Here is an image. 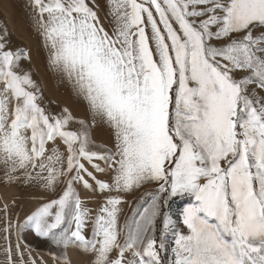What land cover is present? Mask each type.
Segmentation results:
<instances>
[{
    "label": "snow or ice",
    "instance_id": "1",
    "mask_svg": "<svg viewBox=\"0 0 264 264\" xmlns=\"http://www.w3.org/2000/svg\"><path fill=\"white\" fill-rule=\"evenodd\" d=\"M26 8L86 115L45 103L0 25V182L42 193L0 203V264H264V0Z\"/></svg>",
    "mask_w": 264,
    "mask_h": 264
},
{
    "label": "crops",
    "instance_id": "2",
    "mask_svg": "<svg viewBox=\"0 0 264 264\" xmlns=\"http://www.w3.org/2000/svg\"><path fill=\"white\" fill-rule=\"evenodd\" d=\"M100 3H102L99 0ZM27 0H0V17H6L14 36L24 41L27 45V48H32L31 52L34 54H42V57H38L36 60L32 59L31 67L33 70H40L42 73L41 82L47 86L56 85L58 86L57 93V102L59 108L67 107L73 115L77 117H82L86 115L85 105L72 93L70 87L67 84L61 83L58 78L48 71L45 61V54L40 49V42L38 45H35V38L39 39L36 36L29 24L27 18V8H26ZM103 13H101L102 16ZM103 17V16H102ZM25 37L27 38L25 40ZM43 71V72H42ZM56 80V81H54ZM53 100H55L53 98ZM95 137L98 142L107 141L109 138V134L106 129H98L95 133ZM42 193H38L33 188H28L22 185L12 184L11 186L6 185L5 183L0 182V203L7 202L9 204L12 203L13 199H15V204L20 207V215L21 218L24 217V214L34 206L36 200ZM43 195H51V193H43ZM82 198L91 197V193L82 192ZM93 200H97L96 197H91ZM132 199V197H129ZM89 206H95L94 204H90ZM17 208H13V211H16ZM29 242L37 245L39 248L43 249L45 247L44 244H38L36 240H34L31 236L28 237ZM71 256L73 260H87L88 257L80 256V254L76 251L71 252ZM0 259H3L0 256Z\"/></svg>",
    "mask_w": 264,
    "mask_h": 264
},
{
    "label": "rangeland",
    "instance_id": "3",
    "mask_svg": "<svg viewBox=\"0 0 264 264\" xmlns=\"http://www.w3.org/2000/svg\"><path fill=\"white\" fill-rule=\"evenodd\" d=\"M100 1L102 2L101 5L103 6L104 0H100ZM102 16H103V14H102ZM0 25H6L7 26V28L11 32L12 41H13V43L15 45L21 46V47H23V46H26L27 47V45L25 44L24 41H22L19 38H17V37L14 36V33L12 31V28L10 27V25H9L8 20H7L6 17H0ZM26 39L27 38L25 37V40ZM38 42H40V39H36L35 38V45H38ZM32 48H30V50ZM40 49H41V46H40ZM32 57L34 58V60H36L38 57H42V54L39 55V54H34L32 52ZM32 70H33V68H32ZM41 77H42V73H41L40 70H33V78L41 85V88H42V91H43V95H44V98H45V103L51 102V105H52L53 108L59 109L58 102L56 100L57 99V93H58V86H57V84L56 85H52L50 87L47 86V85H45V84H42ZM54 81H56V80H54ZM53 98L55 100H53ZM184 204H185V201H177V206L178 207H183Z\"/></svg>",
    "mask_w": 264,
    "mask_h": 264
}]
</instances>
